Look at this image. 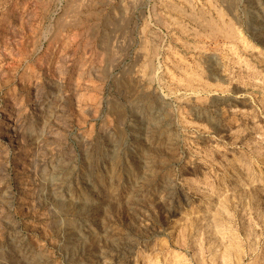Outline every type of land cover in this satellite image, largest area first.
Segmentation results:
<instances>
[{
  "label": "rangeland",
  "instance_id": "1",
  "mask_svg": "<svg viewBox=\"0 0 264 264\" xmlns=\"http://www.w3.org/2000/svg\"><path fill=\"white\" fill-rule=\"evenodd\" d=\"M0 264H264V0H0Z\"/></svg>",
  "mask_w": 264,
  "mask_h": 264
}]
</instances>
